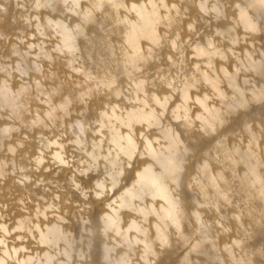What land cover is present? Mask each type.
Returning a JSON list of instances; mask_svg holds the SVG:
<instances>
[{
  "label": "bare ground",
  "instance_id": "bare-ground-1",
  "mask_svg": "<svg viewBox=\"0 0 264 264\" xmlns=\"http://www.w3.org/2000/svg\"><path fill=\"white\" fill-rule=\"evenodd\" d=\"M0 264H264V0H0Z\"/></svg>",
  "mask_w": 264,
  "mask_h": 264
}]
</instances>
